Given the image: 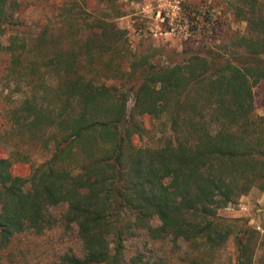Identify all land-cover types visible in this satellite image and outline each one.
<instances>
[{
    "label": "trees",
    "instance_id": "1",
    "mask_svg": "<svg viewBox=\"0 0 264 264\" xmlns=\"http://www.w3.org/2000/svg\"><path fill=\"white\" fill-rule=\"evenodd\" d=\"M230 2L252 32L235 42L241 52L158 65L151 51L125 62V31L109 20L76 38L73 13L65 21L72 40L44 52L48 28L22 32L18 0H0V93L14 83L19 94L11 131L50 152L28 175L14 173L17 154L0 155V264L23 262L17 240L59 224L79 250L55 264H167L143 252L127 258V240L142 230L185 244L183 264H216L231 238L237 264H255L256 231L219 212L264 192V116L254 103L264 80V0ZM125 63L140 81L131 107L124 84L112 83L129 74ZM145 116L155 126L145 128Z\"/></svg>",
    "mask_w": 264,
    "mask_h": 264
},
{
    "label": "rangeland",
    "instance_id": "2",
    "mask_svg": "<svg viewBox=\"0 0 264 264\" xmlns=\"http://www.w3.org/2000/svg\"><path fill=\"white\" fill-rule=\"evenodd\" d=\"M17 16L20 30L36 35L48 28V42L44 52L54 45V40L66 46L72 40L67 31L66 19L70 13L76 19L72 33L78 39L92 34L96 20L112 21L124 30L122 47L125 62L133 60L149 51L154 52L152 62L158 65L179 63L191 54L209 53L228 57L236 51L234 45L242 36L252 32L248 23L239 18L230 0H18ZM121 16V17H118ZM7 58V57H6ZM122 61V60H120ZM117 62L118 59H117ZM123 62V61H122ZM124 67L129 74L122 81L114 80L117 86L124 84L130 96V107L134 91L140 81L136 72ZM132 89V90H131ZM17 87L0 93V155L14 156L13 171L18 175H28L32 166H37L50 157V152L37 143H20L11 131L10 110L18 98ZM255 113L264 116V80L254 88ZM147 129L155 126L156 120L149 116L138 117ZM136 144H141L135 138ZM23 154L22 159L18 154ZM17 158L19 161H17ZM221 216L237 220L239 227L246 226L256 231L253 240L255 264L264 256V192L253 189L241 196L235 204L222 209ZM156 224L158 222H155ZM23 248L24 261L17 264H55L60 256L69 251L79 250L73 232L60 224L43 235H28L17 240ZM186 246L175 243L171 238L151 239L145 231L126 242L127 258L143 252L145 256L164 258L167 264H183L180 256H185ZM21 256V255H20ZM216 264H237V251L234 239L219 253ZM2 264H8L2 262Z\"/></svg>",
    "mask_w": 264,
    "mask_h": 264
}]
</instances>
